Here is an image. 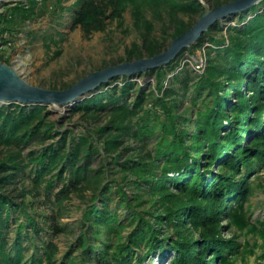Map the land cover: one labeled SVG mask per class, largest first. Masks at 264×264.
<instances>
[{
  "label": "trees",
  "instance_id": "obj_1",
  "mask_svg": "<svg viewBox=\"0 0 264 264\" xmlns=\"http://www.w3.org/2000/svg\"><path fill=\"white\" fill-rule=\"evenodd\" d=\"M202 1L215 7L231 0ZM259 5L225 34L212 35L223 30L216 22L167 66L114 77L69 106L68 115L94 126L63 130L46 105L1 104L0 263L142 264L166 251L172 253L166 264H232L239 244L225 238L223 221L247 224L251 175L264 162V0ZM37 9L68 12L69 29L79 28L84 37L104 31L110 21L123 23L129 10L139 41L131 42L118 64L165 50L204 6L201 0H76L68 7L63 0H26L0 13V36L20 29ZM207 36L206 68L191 77L183 55ZM0 59L10 64L2 54ZM144 74H155V85L137 83ZM174 79L179 88L169 86ZM101 117L104 122L97 123ZM106 165L117 168L120 178L108 176ZM241 167L246 174L236 182ZM27 169L36 191L44 184L50 194L59 181L57 202L71 194L81 200L77 257L57 260L58 245L40 236L48 217L30 210L35 202L23 184ZM46 231L63 230L52 223Z\"/></svg>",
  "mask_w": 264,
  "mask_h": 264
},
{
  "label": "rangeland",
  "instance_id": "obj_2",
  "mask_svg": "<svg viewBox=\"0 0 264 264\" xmlns=\"http://www.w3.org/2000/svg\"><path fill=\"white\" fill-rule=\"evenodd\" d=\"M25 1L0 0V13L6 7ZM75 1L63 0V6H71ZM262 6L258 4L259 8H262ZM253 14V11L248 10L245 13L221 20L222 32L218 30L213 31L212 35L219 36L225 34L227 26L242 23L244 20L252 17ZM244 15L245 17H243ZM69 18L68 12H64L61 15L60 12H43L41 9H37L35 17L26 20L20 29L17 26L12 27L11 30L5 31L2 37L0 36V44H2L0 54L29 83L46 88L51 85H57L61 88L63 84L70 85L91 71L113 65L120 61L125 57V50L130 46L131 42L139 41L129 10L124 13L123 23L119 24L115 20L110 21L104 31L95 32L89 37H84L79 28L70 30ZM208 38L207 36L192 51L186 50L183 55V58L190 61H186V64H188L187 71L190 72L191 77L199 76L206 68V53L207 48L210 46ZM195 60L202 62V70L198 71L195 69L194 63H191ZM256 67L260 66L257 65ZM182 76L183 74H180V77ZM143 80H151V83L155 85V74H144L141 77H136L137 83ZM238 85L243 86L244 84L239 82ZM169 86L179 88L178 80H172ZM70 105L72 104L48 106V109L53 113L52 118H57L61 121L63 130L72 129L77 131L79 126L84 123L88 124V126L89 124L90 126H94V122H86L79 115H68ZM100 119L97 123L104 122L102 117ZM251 135L252 133L247 136L251 137ZM244 136L246 135L244 134ZM107 168L109 169L107 170ZM116 169L108 165L105 166L108 176H114L119 179L121 174L115 173ZM240 170L242 174L236 176V182L241 181L242 176L246 174L244 167H241ZM213 171L214 176H216L217 170L213 169ZM24 174L23 184L28 190H31L28 198H31L35 202V205L30 207V210H33L35 213H43L48 217L46 221L43 220L40 223L41 228L44 230L40 233V236L46 241L52 239L58 245L57 260L69 256L77 257L79 251L73 247L80 231L79 220L82 215L81 200L78 196L71 194L62 202H57L54 194L62 186V182L58 181L51 193L47 194L44 184L37 191L35 190L30 180L33 174L29 172V169ZM210 180H213V177H210ZM251 182L252 194L244 203L243 210L247 224L238 226L234 221L230 222L229 219L223 221V224H226V228L224 229L225 238H232L239 244V253L232 258V264H264V162H261L255 168L254 173L251 175ZM125 189L131 193V189L128 186ZM112 206H114V203H112ZM117 212L123 217L126 214V208L123 206L117 207ZM52 223L57 224L63 231L57 235L46 231V228ZM9 236L10 238H14V231L10 232ZM25 244L30 245V241L26 240ZM30 248L27 255L34 250L33 247ZM170 256H172L171 252L157 251L147 256L142 261V264H166ZM133 264H138V262L135 261Z\"/></svg>",
  "mask_w": 264,
  "mask_h": 264
},
{
  "label": "water",
  "instance_id": "obj_3",
  "mask_svg": "<svg viewBox=\"0 0 264 264\" xmlns=\"http://www.w3.org/2000/svg\"><path fill=\"white\" fill-rule=\"evenodd\" d=\"M262 0H231L215 7L202 1L204 11L184 33L173 38L168 47L158 54L125 61L91 71L71 86L52 89L29 83L11 64L0 59V103L41 104L64 106L74 104L100 84L118 76L143 74L167 66L181 51L196 44L213 24L227 17L244 13Z\"/></svg>",
  "mask_w": 264,
  "mask_h": 264
},
{
  "label": "built area",
  "instance_id": "obj_4",
  "mask_svg": "<svg viewBox=\"0 0 264 264\" xmlns=\"http://www.w3.org/2000/svg\"><path fill=\"white\" fill-rule=\"evenodd\" d=\"M2 44H0V48H1ZM8 56V55H7ZM186 61H189V59H186L182 62V65L186 62ZM190 62V61H189ZM191 63H194V67L195 69H197L198 71L199 70H202V67H203V64L201 61H198V60H195L194 62H191Z\"/></svg>",
  "mask_w": 264,
  "mask_h": 264
}]
</instances>
